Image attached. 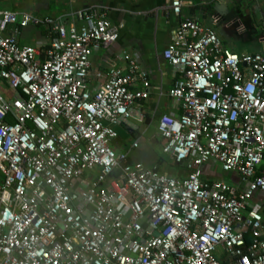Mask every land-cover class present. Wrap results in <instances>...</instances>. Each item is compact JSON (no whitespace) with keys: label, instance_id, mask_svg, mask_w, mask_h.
Returning <instances> with one entry per match:
<instances>
[{"label":"built area","instance_id":"1","mask_svg":"<svg viewBox=\"0 0 264 264\" xmlns=\"http://www.w3.org/2000/svg\"><path fill=\"white\" fill-rule=\"evenodd\" d=\"M168 6L162 56L182 113L157 132L182 176L112 147L148 90L125 52L91 85L93 51L118 38L105 8H0V264H264V55L225 48L182 18L183 0ZM29 26L49 43L21 44ZM208 162L237 180L204 178Z\"/></svg>","mask_w":264,"mask_h":264},{"label":"crops","instance_id":"2","mask_svg":"<svg viewBox=\"0 0 264 264\" xmlns=\"http://www.w3.org/2000/svg\"><path fill=\"white\" fill-rule=\"evenodd\" d=\"M53 1L28 0L23 8L20 4L14 6L7 0H0V8L50 16L91 6L105 8L107 19L117 29L118 38L109 46L93 51L90 57L91 85L96 82L98 73L100 80L109 69L125 66L121 59L125 52L137 59L148 90V97L136 104L131 116L118 127V137L111 142L112 147L125 154L129 163L140 162L174 176L186 174L182 165L174 170L169 164H162V139L157 132L161 116L175 117L182 113L180 103L169 95L178 73L162 56L178 20L168 6L169 0ZM181 16L213 29L223 46L237 54L264 55V0H183ZM215 18L217 22H214ZM18 40L21 44L45 46L49 43L50 33L47 28L29 26L20 30ZM135 142L137 145L133 146ZM125 144L130 147L124 149ZM139 145L150 148L147 158L136 159L131 155L132 149ZM170 160L173 159L170 157ZM207 164L215 165L213 162ZM203 172L204 178L219 180L211 178L210 171L204 167ZM232 180L237 178L234 176Z\"/></svg>","mask_w":264,"mask_h":264},{"label":"rangeland","instance_id":"3","mask_svg":"<svg viewBox=\"0 0 264 264\" xmlns=\"http://www.w3.org/2000/svg\"><path fill=\"white\" fill-rule=\"evenodd\" d=\"M9 1L10 3H12L14 6L16 4H20L23 6V8L25 7L24 6V3L28 2V0H7ZM52 2H54L53 0H51ZM60 2L62 0H56V2ZM129 145L128 144H125L124 146H122L124 149H126ZM130 147V146H129ZM150 151V152H149ZM151 153V150L149 148H146L142 145H139V147L137 148H133L132 149V153L131 155L136 158V159H139L141 156H145V158H147V156H149ZM165 155V154H164ZM163 156V159H162V164L163 165H171L170 162V157H167V156ZM174 168V170L176 169V167L172 166ZM204 168L205 169H208L210 171V174H211V178L213 179H223V180H226V181H230L232 180V178L235 176V178H237V175L236 173L232 172V171H223L221 169H219V167L216 166V164L213 166V165H210V164H205L204 165ZM234 181V180H232Z\"/></svg>","mask_w":264,"mask_h":264},{"label":"trees","instance_id":"4","mask_svg":"<svg viewBox=\"0 0 264 264\" xmlns=\"http://www.w3.org/2000/svg\"><path fill=\"white\" fill-rule=\"evenodd\" d=\"M163 142V141H162ZM170 166H174V167H180L181 165H182V163H176L174 160H172L171 162H170ZM183 166V165H182ZM162 172V171H161ZM180 176H182V175H180Z\"/></svg>","mask_w":264,"mask_h":264},{"label":"water","instance_id":"5","mask_svg":"<svg viewBox=\"0 0 264 264\" xmlns=\"http://www.w3.org/2000/svg\"><path fill=\"white\" fill-rule=\"evenodd\" d=\"M155 234H157V231L155 232Z\"/></svg>","mask_w":264,"mask_h":264}]
</instances>
